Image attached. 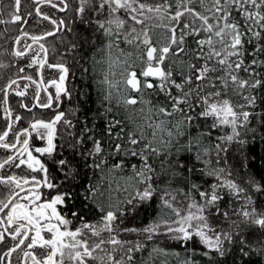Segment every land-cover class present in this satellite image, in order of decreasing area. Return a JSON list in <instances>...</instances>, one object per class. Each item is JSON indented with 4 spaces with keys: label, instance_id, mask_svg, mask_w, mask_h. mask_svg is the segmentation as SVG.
I'll list each match as a JSON object with an SVG mask.
<instances>
[{
    "label": "snow or ice",
    "instance_id": "snow-or-ice-1",
    "mask_svg": "<svg viewBox=\"0 0 264 264\" xmlns=\"http://www.w3.org/2000/svg\"><path fill=\"white\" fill-rule=\"evenodd\" d=\"M21 3L0 0L21 26L0 44V264H264V0H30L38 35ZM64 33L91 119L60 110L76 73L41 41Z\"/></svg>",
    "mask_w": 264,
    "mask_h": 264
},
{
    "label": "trees",
    "instance_id": "trees-1",
    "mask_svg": "<svg viewBox=\"0 0 264 264\" xmlns=\"http://www.w3.org/2000/svg\"><path fill=\"white\" fill-rule=\"evenodd\" d=\"M34 5L30 3V0H22L21 3V15H26L29 12H32V16L28 18L27 25L23 26V30L29 32L30 34H42L43 32L52 30L53 26L48 23V21H43L39 17H37L33 11ZM43 12L54 16L55 18H71V13H60L56 11L55 9H51L47 6L42 7L41 9ZM6 11H11V9H7ZM7 19V14L3 17ZM20 25L16 24H8L3 25L0 24V37H3V39H0V44H4V47H11L12 44V38L19 35V28ZM74 29L77 31L78 26L72 25ZM72 39V33H64V34H57L56 37H49L46 41H41V43H45L46 47L49 48V54L48 59L50 63H56V62H63L67 64L72 72H75V76H70V83L69 88L73 90V100L72 101H66L64 105L61 106L62 111H68L69 117L76 119V117L71 116V110L73 107H81L80 113H78V116L80 119L88 118L91 119L92 112L95 111L97 107L96 103V92H95V81L91 80L88 74H81L78 70V66H76L75 59L72 54L64 55L63 59H61V54L65 52V45L68 40ZM5 40L7 43H5ZM31 43V41H28ZM23 44V41H22ZM3 49H0V52H2ZM11 59L8 57L7 53H4V55L0 56V60L7 63L8 60ZM23 63V61H21ZM13 70L3 71L0 70V74H3L6 78L8 74ZM35 72V69L32 70ZM45 77L47 78L50 73L47 68L44 70ZM0 83H3V80H0ZM91 84L92 87L89 88L88 85ZM82 90L85 92H88V94L91 96V99L88 100L86 103L82 97ZM31 94V89H30ZM12 99H18L13 97ZM43 99V95H42ZM55 107V105H54ZM16 108L22 113V115L25 117L24 120H22L20 123L22 125H26L27 120L31 118L30 113L23 112V110L19 109V106L16 105ZM91 110V111H88ZM39 111V110H38ZM49 112L50 110H43V114H38L37 118L42 119H48L49 118ZM207 179V177L205 178ZM149 217L145 218L142 217L141 223L145 219H149ZM179 250V249H176ZM13 264H17L15 256L13 257Z\"/></svg>",
    "mask_w": 264,
    "mask_h": 264
}]
</instances>
